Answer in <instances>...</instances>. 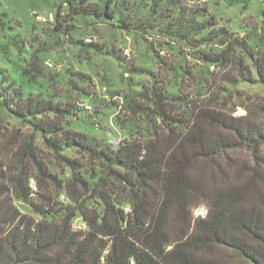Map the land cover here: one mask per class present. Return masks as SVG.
I'll return each instance as SVG.
<instances>
[{"label": "trees", "instance_id": "16d2710c", "mask_svg": "<svg viewBox=\"0 0 264 264\" xmlns=\"http://www.w3.org/2000/svg\"><path fill=\"white\" fill-rule=\"evenodd\" d=\"M111 1L101 11L70 4L69 15L112 18ZM64 6L56 19L65 17ZM216 38L221 49L202 55L212 68L238 66L250 75L233 54L239 47L264 77V52L255 55L223 30L186 41L197 47ZM131 70L153 76L145 68ZM206 74L213 87L214 72ZM9 87L0 80V99L15 116L30 118L71 176L64 180L49 169L33 135L14 141L16 168L0 155V264H264V124L254 121L248 106L244 115H234L212 101L170 93L155 80L127 98L126 109L143 121L139 136L121 138L113 149L94 135L65 128L69 106ZM66 147L97 161L102 174L86 178L81 162L61 153ZM243 147L249 155L236 152ZM200 204L206 213L194 216ZM76 218L83 227L74 226Z\"/></svg>", "mask_w": 264, "mask_h": 264}, {"label": "rangeland", "instance_id": "374dc122", "mask_svg": "<svg viewBox=\"0 0 264 264\" xmlns=\"http://www.w3.org/2000/svg\"><path fill=\"white\" fill-rule=\"evenodd\" d=\"M105 2L0 0V80L23 95L32 93L69 106L71 112L63 117V126L105 142L112 137L129 141L139 136L138 126L143 121L125 105L133 92L153 86L155 80L162 81L170 93H188L189 98L204 103L212 101L234 110V115H244L248 106L254 121L264 124V77L258 76L251 58L234 47L235 58L247 66L250 75L246 69L240 73L238 66L214 64L212 68L202 55L221 49L215 43L217 38L197 47L186 41L223 30L230 39L243 40L255 55L264 52V0H112V18L69 15L70 4L72 8L88 5L101 11ZM59 6L65 7L66 15L56 19ZM36 14L46 20L37 19ZM181 34L187 37L183 39ZM133 67L145 68L153 76L133 72ZM24 70L36 77L31 80ZM206 70L214 72L213 87ZM26 135L34 136L49 169L67 180L70 169L32 128L30 118L15 116L1 98L0 155L7 167L13 169L20 163L14 141L21 142ZM236 152L250 154L247 147ZM61 153L78 159L81 172L89 180L95 181L93 175L102 174L98 162L76 148L66 147ZM30 186L36 190L34 177ZM15 205L34 215L26 203L15 200ZM200 211L206 213L204 204L193 209L194 216H202ZM74 226L84 224L76 218Z\"/></svg>", "mask_w": 264, "mask_h": 264}, {"label": "built area", "instance_id": "2783aa9c", "mask_svg": "<svg viewBox=\"0 0 264 264\" xmlns=\"http://www.w3.org/2000/svg\"><path fill=\"white\" fill-rule=\"evenodd\" d=\"M36 17H37V19H39V20H41V21H45V20H46L45 17H43V16H41V15H39V14H36ZM124 53H125V54H129V50H128V49H125V50H124ZM46 64H47L49 67H53V63H52V62L47 61ZM108 143H109V145H110L111 148L116 149V148H118V147L120 146V144H121V137H112L111 139L108 140ZM62 198H63V196H62ZM199 213H200L201 215H204V212H202V211H200Z\"/></svg>", "mask_w": 264, "mask_h": 264}]
</instances>
